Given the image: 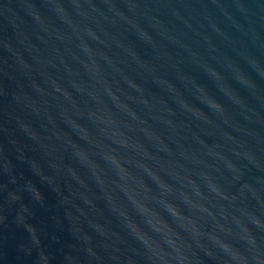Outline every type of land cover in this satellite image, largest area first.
<instances>
[{
  "label": "water",
  "instance_id": "water-1",
  "mask_svg": "<svg viewBox=\"0 0 264 264\" xmlns=\"http://www.w3.org/2000/svg\"><path fill=\"white\" fill-rule=\"evenodd\" d=\"M0 264H264V0H0Z\"/></svg>",
  "mask_w": 264,
  "mask_h": 264
}]
</instances>
